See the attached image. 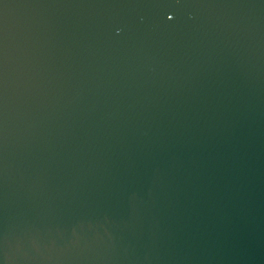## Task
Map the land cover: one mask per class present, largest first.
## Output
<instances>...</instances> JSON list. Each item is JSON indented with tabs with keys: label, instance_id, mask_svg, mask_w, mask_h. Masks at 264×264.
<instances>
[{
	"label": "water",
	"instance_id": "1",
	"mask_svg": "<svg viewBox=\"0 0 264 264\" xmlns=\"http://www.w3.org/2000/svg\"><path fill=\"white\" fill-rule=\"evenodd\" d=\"M160 2L0 6V264H264V0Z\"/></svg>",
	"mask_w": 264,
	"mask_h": 264
},
{
	"label": "snow or ice",
	"instance_id": "2",
	"mask_svg": "<svg viewBox=\"0 0 264 264\" xmlns=\"http://www.w3.org/2000/svg\"><path fill=\"white\" fill-rule=\"evenodd\" d=\"M176 2L179 3L180 0H176ZM4 5H5L4 0H0V6L3 7ZM173 6L174 5L168 3L167 0H161V2L157 5V7L161 9H167ZM173 19H174V14L167 16L168 21H171ZM3 32H4L3 21L0 20V100H2V93H3V50H2Z\"/></svg>",
	"mask_w": 264,
	"mask_h": 264
}]
</instances>
